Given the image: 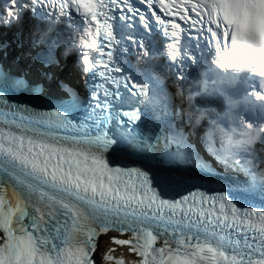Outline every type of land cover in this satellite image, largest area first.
<instances>
[{
	"label": "snow or ice",
	"instance_id": "obj_1",
	"mask_svg": "<svg viewBox=\"0 0 264 264\" xmlns=\"http://www.w3.org/2000/svg\"><path fill=\"white\" fill-rule=\"evenodd\" d=\"M138 3L145 11L130 0H20L19 5L8 0L5 22L18 19L20 10L39 12L48 18L50 31L55 20L73 17L75 9L86 26L78 42L82 64L86 70L93 66L95 50L102 77L98 88L105 99L120 87L131 89L130 94L148 91L147 85L121 79V69L112 63L117 38L110 21L117 12L145 28L153 18L169 38L172 59L179 55L184 31L195 29L214 45L219 60L213 63L221 69H251L264 78V0ZM157 5L166 19L152 11ZM101 36L107 47L97 43ZM222 38L230 51L221 47ZM97 108L105 110L99 102ZM0 117L5 126L0 127V177L8 181L0 178V264H95V238L110 228L131 234L113 240L128 245L139 257L137 264H264V210L237 207L220 192L197 190L161 199L143 172L109 166L97 152L107 143L102 135L77 128L55 112L8 110ZM173 135L179 145L180 132ZM158 237L160 244L154 246Z\"/></svg>",
	"mask_w": 264,
	"mask_h": 264
}]
</instances>
